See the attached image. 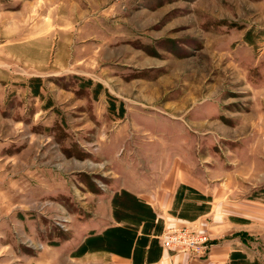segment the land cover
<instances>
[{"label": "rangeland", "instance_id": "374dc122", "mask_svg": "<svg viewBox=\"0 0 264 264\" xmlns=\"http://www.w3.org/2000/svg\"><path fill=\"white\" fill-rule=\"evenodd\" d=\"M187 155L220 195L180 184L161 240L264 264V0H0V264H100L85 220Z\"/></svg>", "mask_w": 264, "mask_h": 264}, {"label": "crops", "instance_id": "0c3cea01", "mask_svg": "<svg viewBox=\"0 0 264 264\" xmlns=\"http://www.w3.org/2000/svg\"><path fill=\"white\" fill-rule=\"evenodd\" d=\"M194 141L192 136L186 145ZM187 156L190 161L176 163L172 172H125L118 189L101 200L95 215L85 220L81 234L85 254L79 257L80 261L95 257L100 264H225L231 251L229 242L212 248L203 259L162 246V235L172 223L164 216V210L180 184L212 201L220 195V187L209 181L214 172L202 171ZM124 199L132 210L126 215L118 208V201Z\"/></svg>", "mask_w": 264, "mask_h": 264}, {"label": "built area", "instance_id": "2783aa9c", "mask_svg": "<svg viewBox=\"0 0 264 264\" xmlns=\"http://www.w3.org/2000/svg\"><path fill=\"white\" fill-rule=\"evenodd\" d=\"M161 243L166 249L188 252L193 255L200 254L210 245L204 236L194 234L187 229L168 231L161 240Z\"/></svg>", "mask_w": 264, "mask_h": 264}, {"label": "trees", "instance_id": "16d2710c", "mask_svg": "<svg viewBox=\"0 0 264 264\" xmlns=\"http://www.w3.org/2000/svg\"><path fill=\"white\" fill-rule=\"evenodd\" d=\"M83 249H85V246H83ZM233 257H234L233 262H231L230 264H235V263H234L235 259H239V260H240V259L242 258L241 254L236 253V252L234 253ZM240 261H242V259H241ZM240 263H241V262H240ZM240 263H239V264H240Z\"/></svg>", "mask_w": 264, "mask_h": 264}]
</instances>
